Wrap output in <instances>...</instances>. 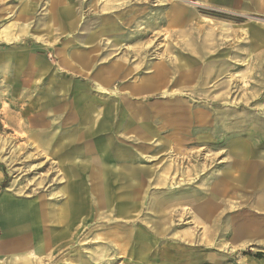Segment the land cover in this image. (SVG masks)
<instances>
[{
    "label": "rangeland",
    "instance_id": "1",
    "mask_svg": "<svg viewBox=\"0 0 264 264\" xmlns=\"http://www.w3.org/2000/svg\"><path fill=\"white\" fill-rule=\"evenodd\" d=\"M25 1L0 0V30L27 12L31 39L0 48L50 66L15 87L0 65V212L38 201L44 264H264V0H62L89 23L68 32L44 21L57 0ZM82 180L94 211L67 217Z\"/></svg>",
    "mask_w": 264,
    "mask_h": 264
},
{
    "label": "crops",
    "instance_id": "2",
    "mask_svg": "<svg viewBox=\"0 0 264 264\" xmlns=\"http://www.w3.org/2000/svg\"><path fill=\"white\" fill-rule=\"evenodd\" d=\"M24 2H26L24 0ZM38 2V1H37ZM36 2V3H37ZM62 0H57V2L51 3V15L46 16L44 21L52 19L54 23H56V26L60 31L68 32L71 31L72 29L76 28L77 23H79V19L77 16H75V10L74 7L69 6V4L62 3ZM192 4H198V5H206L209 6L208 4L195 0L191 1ZM37 6V5H36ZM109 9L110 5L103 7V9ZM229 9V8H228ZM172 17L174 21H179L181 18H183L184 13L182 12V9L179 8H173L172 9ZM231 10V9H229ZM22 14L18 16L19 19H22L23 22L26 24H23V26L18 27L15 32H13L15 29L12 30L13 26H6L3 30H0V39L3 41H7L8 43L13 40H26L29 41L30 34H29V17L28 13L25 15L24 12H21ZM106 13H102L101 17L105 18ZM38 23H41L39 21ZM89 26L88 20H82L80 21V27L85 28ZM105 29V28H104ZM18 31V32H17ZM35 39L41 40V37L38 35H35ZM36 47V46H34ZM40 59V58H38ZM9 62L12 63V70H11V75L13 76L11 78L12 86H15L17 84L21 85H29L33 86L35 81H40L41 80V73H39V70L35 71V68H40L42 70H49V63L47 62V57L41 55V62L37 61L34 62L33 58L29 60V55L27 52H17L14 53L11 48L5 47V48H0V65H4L6 67L9 66ZM14 63V64H13ZM25 65V68L24 66ZM23 68V69H22ZM19 69V70H16ZM152 78V76H151ZM34 79V80H31ZM19 84V85H20ZM153 83H150L149 86H151ZM17 85V86H19ZM16 87V86H15ZM83 104L80 106H84V108H80L79 114H80V121H84L87 118V111L89 110L88 108L90 107L88 104L85 103V101H81ZM79 105V104H75ZM92 109V107H91ZM84 114V115H83ZM112 121V123H111ZM104 121L94 122L91 127H86V131L84 134H92L95 132V130L99 129L100 127H105V125H114L113 119L110 117V122L108 123H103ZM74 134H71L70 138L73 137ZM62 156L67 157V154L64 155V153H61ZM94 165H99V162L96 161ZM249 172L250 170L252 171L253 169V174L252 176L254 177L255 174V168L249 164ZM241 170V169H240ZM97 171V170H95ZM97 179H99L98 182H93L90 183V186H94L96 188H111L110 186L112 185L111 182H109V177L114 179L115 177H118V171L116 169H108L107 171H97ZM102 172V173H101ZM85 177L89 176L87 173H85ZM102 174V175H101ZM112 174V175H111ZM95 172L91 173L92 178H94ZM84 176V174H83ZM261 176L264 178L263 171L261 172ZM251 177L244 178L241 175L240 182H245V180H253L250 179ZM5 179V173L2 168H0V187H2V183L4 182ZM233 182V181H231ZM71 185H74L76 187H79L78 189H81L80 191L75 189L76 191H73L72 189H68L69 193L67 194V201H66V206L64 209V214H67V217H72V215H80L82 212L86 213H92L94 211L93 209V192L91 193L92 197L87 196V194H90V190H88L89 185H83V180L79 182H72ZM70 185V187H71ZM85 188H81L84 187ZM85 193V194H84ZM105 197H100L98 199L99 204L102 206H106L107 203L110 202V199H104ZM114 199V198H113ZM127 201L125 200H116V205L120 204H125ZM38 201H36V204L33 203V210L26 213L21 211L19 213H15V211H10V210H1V214L3 215L2 221L4 225L11 226V228L15 229H10L9 234H6V243H0V264H15V261L17 259L22 261L21 264H44L45 259H46V254L49 250V244L46 240V229L44 227L43 221L45 219V213L44 209L39 206ZM119 207V206H118ZM11 210H17L16 208L12 207L9 208ZM5 213H4V212ZM40 215H41V232L39 230V226H37L40 222ZM31 225H34L32 227ZM14 231L17 233V235H14ZM27 231V232H26ZM38 233V234H37ZM9 236V237H8ZM29 250V258H26L22 256V253L24 251ZM19 255V256H18ZM18 256V258L16 257ZM23 259V260H22Z\"/></svg>",
    "mask_w": 264,
    "mask_h": 264
},
{
    "label": "bare ground",
    "instance_id": "3",
    "mask_svg": "<svg viewBox=\"0 0 264 264\" xmlns=\"http://www.w3.org/2000/svg\"><path fill=\"white\" fill-rule=\"evenodd\" d=\"M0 159L5 161L6 163L9 162V157H4L2 151L0 150Z\"/></svg>",
    "mask_w": 264,
    "mask_h": 264
}]
</instances>
